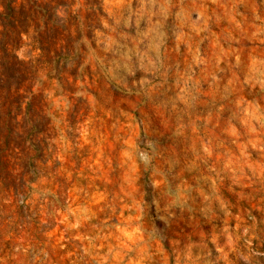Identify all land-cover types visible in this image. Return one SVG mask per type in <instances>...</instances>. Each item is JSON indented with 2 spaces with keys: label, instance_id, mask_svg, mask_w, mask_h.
<instances>
[{
  "label": "rangeland",
  "instance_id": "obj_1",
  "mask_svg": "<svg viewBox=\"0 0 264 264\" xmlns=\"http://www.w3.org/2000/svg\"><path fill=\"white\" fill-rule=\"evenodd\" d=\"M60 15L78 40L26 120L28 179L0 166V264H264V0Z\"/></svg>",
  "mask_w": 264,
  "mask_h": 264
},
{
  "label": "trees",
  "instance_id": "obj_2",
  "mask_svg": "<svg viewBox=\"0 0 264 264\" xmlns=\"http://www.w3.org/2000/svg\"><path fill=\"white\" fill-rule=\"evenodd\" d=\"M67 6L69 0H0V166H19L23 182L32 159L29 138L40 132L38 120L31 127L26 120L43 118L41 110L32 111L45 95L43 76L58 80L57 60L64 51L75 52L76 16L60 15Z\"/></svg>",
  "mask_w": 264,
  "mask_h": 264
}]
</instances>
